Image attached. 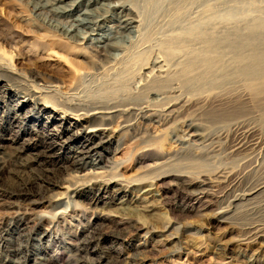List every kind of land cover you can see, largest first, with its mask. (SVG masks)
Listing matches in <instances>:
<instances>
[{
  "label": "bare ground",
  "instance_id": "1",
  "mask_svg": "<svg viewBox=\"0 0 264 264\" xmlns=\"http://www.w3.org/2000/svg\"><path fill=\"white\" fill-rule=\"evenodd\" d=\"M241 1L242 6L245 3L244 7L247 5L251 10L236 13L240 7L236 9L232 7L225 13L217 14V11L212 14L206 9L212 15L211 18L205 19L204 16V20L197 18L196 23L189 22L188 26L181 27L174 35L167 38L166 35H162V39L164 36L166 40L159 42L161 43L159 50L156 47L158 53L148 56L145 52H139L136 57L132 55L134 58H129V50L137 43V39L147 32L152 18L155 15L159 18L165 7L174 6L175 9L178 4L176 18L171 17L174 19L168 23H171L172 27L178 23V26H175L179 28V22L182 21L180 19L185 15L182 6L195 7L197 3L200 6V2L202 4L206 0H20L24 6L30 8L29 12L36 28L49 36L72 43L78 51L85 50L89 54L84 66L64 69L59 74L56 71L57 75L51 78L39 74L26 76L16 69L11 60L12 51L21 49L24 40H20L22 46L19 47L15 45L17 42L13 40L10 32L3 36L4 41L11 40L8 41L11 51L7 53L0 48V78L20 84L27 93L22 97L8 93L7 98L12 103L14 101L12 119L18 118L17 111L29 99L32 101L34 99L36 103L33 104L32 116L18 118L19 122L22 120L24 127H28L34 116L35 121L45 118L50 127L42 150L35 151L26 158L22 156L24 147L14 151L10 159L13 167L11 170L17 176L9 180L17 186L14 190L4 192L8 195L7 199H10L9 196L12 194L30 192L31 197L22 199V202L28 203V211L40 205L39 200L44 198L51 201V206L53 204L63 206V210H58L51 217L42 213L41 216L36 215L40 219L43 217L49 219L48 225L42 228L39 242H43L56 226V222L74 206L75 202L69 194H78L80 187L100 182L109 172L104 169L114 170L110 164L115 162L106 159L102 163L99 150L110 142L111 138L106 134L109 130L107 127L116 118L121 119L116 126L118 130L131 133L132 139L135 140H141L144 136L149 139L156 138L149 132V128L157 125L170 130L169 134L174 137L172 143H176L182 150L189 149L199 156L209 155L205 157L209 159L213 155H218V148L226 144L228 155L240 157L239 165L236 167H218L212 172L190 178L179 176L173 186L174 192L181 193L186 201V205L181 208L182 213L194 212L203 216V212L209 210L210 213L213 212L208 215L212 221L225 225L229 223L232 211L236 213L239 208L244 209L257 196L262 195L264 180L252 182L250 174L256 166L258 155L264 152V138L245 123L243 116L246 108L251 106L264 109V7H261L260 3L257 4L256 0ZM244 7L242 8L245 9ZM207 8L214 9V6L207 5ZM196 10L197 7L194 13ZM167 11L169 13V10ZM206 11L204 10V13ZM196 14L199 15L198 11ZM188 17L191 19V16ZM162 19L161 17L160 20ZM217 27H221V31H218ZM146 42L149 44V41ZM138 49L140 48L138 47L137 51ZM150 50L148 51L151 52ZM226 58L231 60V73L224 67ZM128 59L133 61L136 69L131 66L133 69L129 70ZM197 70H201L202 80L217 71L227 78L228 73L239 76L249 81V94H246L247 92L222 94L219 91L212 93L208 99L200 97L197 98L201 99L200 102L194 100L192 102V99L180 92L179 87L174 86L173 81L178 79L185 88L191 86L196 82L193 73ZM123 74L127 78L123 77ZM198 104L207 105L211 110H208L207 114L203 112L208 115V120L216 124L217 121H222V124L223 121H230V127H227L228 131L224 136V133L220 132L210 133L207 125L205 127L189 116L185 117L184 114L188 115L190 108ZM198 107L202 109L203 106ZM143 126L144 131L141 135L139 131ZM175 131L178 134L173 133ZM68 146L71 147L69 162L62 168L66 172L65 177L49 181L51 184L42 181L48 180V175L43 174L48 170L46 159L53 157V151H62ZM119 150L117 148L116 153ZM4 165L5 162L0 166V170H4ZM62 170L56 169L54 172ZM118 181L120 187H123V183L129 185L126 181ZM134 185L137 184L132 183L131 186ZM125 190L127 189L124 188V192ZM148 194L149 192L144 198L137 197L139 202H145L139 207L143 213H150L151 209H155L153 201L148 202ZM162 201L163 199L159 204ZM102 217L106 225L114 229L112 236L116 239L146 228V223L140 220L141 218L131 222L127 217H116L112 214ZM170 226L169 223L164 228L168 229ZM259 226L255 223L246 224L241 229L242 241L248 245L263 241L264 231ZM94 237V234L90 233L80 244L89 245L95 241ZM141 253L139 251L135 256ZM135 256L118 264H140ZM101 260L102 258H85L84 261L76 259L79 264H100ZM252 264H259V261L255 260Z\"/></svg>",
  "mask_w": 264,
  "mask_h": 264
},
{
  "label": "rangeland",
  "instance_id": "2",
  "mask_svg": "<svg viewBox=\"0 0 264 264\" xmlns=\"http://www.w3.org/2000/svg\"><path fill=\"white\" fill-rule=\"evenodd\" d=\"M223 1L206 0V2H202L204 6L200 2V6L197 3L198 5L196 4L195 7L189 8L187 5H185L186 7L183 5L184 17L188 19L182 17L180 19L182 21H178L179 28L177 27L178 23H175L177 26L172 24L173 27L170 26L171 23H168L176 18L178 4L175 9L174 6L165 7L160 12L163 13L162 15L158 13L160 14L159 18L158 15L152 18L147 27V32L137 39V43L132 47L133 50H129V58L136 57L139 52H145L148 56L158 53L156 49L160 48V44L166 40L164 36V40L162 39V35H166L167 38L178 33L181 27L184 28L190 23H196L200 19L204 20V17L205 19H207L206 17L211 18L210 11L212 14L217 11V14H221L232 9V7H235L234 9L240 7L241 10H236V13H240L242 10H251L247 5L246 8L244 7V2L242 6L241 0ZM256 3H260V6L264 7L263 0L261 2L256 0ZM207 5L209 7L214 6V9L207 8ZM196 7L195 12L198 11V16L194 13ZM202 8L205 11L208 9L209 12L206 11L207 14L205 15L206 12L204 13ZM186 9H188L187 12ZM29 10L30 8L24 6L20 0H0V48L7 53L11 51L8 45V41L11 40L4 41L3 39V36L8 32L17 42L15 45L21 47L19 42L21 39L24 40L21 49L12 51L13 58L11 60L16 69L22 75L39 74L45 78H51L64 69L84 66L89 57L88 51H78L72 43L59 37L49 36L36 28L33 25L34 22ZM188 16H191V19ZM161 17L162 20H160ZM160 24L162 25L160 26ZM217 29L221 31V27H217ZM142 39L144 42L141 41ZM146 41H149V44ZM136 46L140 48L138 51ZM226 59L224 63L226 65L223 66L230 72L232 69L230 68L231 60ZM128 60L129 70L133 69L132 67L136 69L133 61ZM125 74L128 75L129 73ZM125 74L122 76L127 78ZM200 74L201 70L193 73L196 82L193 83L194 85L188 86L189 88L183 87L178 79L173 81L174 86L179 87L180 92L185 97L192 99V102L193 100L200 102L203 97L208 99L212 93L219 91L222 94L246 92L249 94V81L239 76L228 73L227 78L226 75L222 76L220 71H217L212 76L202 80ZM9 92L18 94L20 97L27 94L20 84L0 78V166L5 162L4 170H0V264H10V262L13 264L16 262L20 264H79L77 261L79 259L84 261L85 258H102L100 264H118L120 261H128L139 251L142 253L135 257L140 264H252L255 260L259 261V264H264V240L258 241L257 244L248 245L241 239V229L246 224L255 223L260 225L259 227L264 231V192L252 200L244 209L243 207L239 208L236 213L232 211L229 216L230 220L228 219L229 223L225 225L212 221L208 215L213 212L210 213L209 210L204 211L203 216L194 212L182 213L181 208L186 205V201H184L181 193L176 194L174 192L173 184L179 176L190 178L212 172L218 167H236L239 165L238 159L240 157L228 155L226 152L228 145L226 144L218 148V155H213L209 159L205 158L209 155L199 156L189 149L182 150L176 143H172L174 137L172 138V135L169 134L170 130H165L166 127H157V125L149 128V132L156 138L149 139L144 136L141 140H135V138L132 139L131 133L118 130L116 126L121 122L119 118H116L107 127L109 130L106 134L110 136V142L104 144L99 150L102 163L106 159L115 162L114 165L110 164L114 170L104 169V171L109 172L105 174L106 176L104 175L103 180L101 179L95 185L80 187L78 194H69V197L75 202L74 206H71L65 215L56 222V226L52 228L51 233L43 242H39L42 228L48 225L49 219L44 217V219H40L38 216L44 214L51 217L58 210H63V206L54 204L51 206V201L44 198L39 200L40 205L33 207L32 211H28V203L22 202V199L31 197L30 192L12 194L9 196L10 199H7L8 195L4 192L14 190L17 186L16 181H14L16 184L14 185L9 180V178L15 179L17 176L11 170L13 167L10 159L14 151L24 147L22 156L26 158L33 152L42 150L50 127L45 118L35 121L34 116L28 127H24L22 120L19 122L23 117L32 116L33 104L36 103L34 99L33 101L29 99L17 111L16 114L20 119H12L14 101L12 100V103L7 98ZM200 97L201 99H197ZM209 104L208 101L207 105ZM207 105L198 104V106H205L202 109L195 105L193 108L191 107L192 109L190 108L191 111L187 112L188 115H184L204 126L207 125L210 133L220 132L224 133V136L230 127V121H223V124L222 121H217L216 124L208 120L206 114L211 110ZM244 113L245 123H248L247 125L253 127L258 135L264 138V109L251 106L246 108ZM140 130L139 132L143 135L144 126ZM117 148L120 149L118 153L115 151ZM70 152L71 147L69 146L62 151H53V157L46 159L48 170L43 173L45 176L48 175V180L42 181L51 184L50 182L55 179L65 177L66 172L62 168L68 165ZM261 153L257 157L254 173L252 171L251 176L249 175L252 182L264 180V152ZM118 163L119 165H116ZM56 169L62 171L54 172ZM118 180L126 181L129 185L123 183V187H120ZM132 183L137 185L131 186ZM124 188L127 189L126 192H124ZM148 192V202L153 201L155 209H151L150 213H143L139 207L145 202H139L137 197L144 198ZM160 195L163 199L161 204H159L162 200ZM106 214L127 217L131 222L141 218L140 220L146 223V228L134 233H127L125 236L116 239L112 236L114 229L107 226L102 217ZM169 223L171 226L165 229L164 227ZM90 233L94 234L95 241L89 245L80 244Z\"/></svg>",
  "mask_w": 264,
  "mask_h": 264
}]
</instances>
